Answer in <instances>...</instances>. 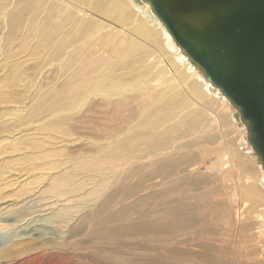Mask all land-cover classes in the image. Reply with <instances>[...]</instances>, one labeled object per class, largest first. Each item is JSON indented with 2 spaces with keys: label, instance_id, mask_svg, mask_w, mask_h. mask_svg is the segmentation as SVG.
I'll list each match as a JSON object with an SVG mask.
<instances>
[{
  "label": "bare ground",
  "instance_id": "obj_1",
  "mask_svg": "<svg viewBox=\"0 0 264 264\" xmlns=\"http://www.w3.org/2000/svg\"><path fill=\"white\" fill-rule=\"evenodd\" d=\"M138 1L140 3L136 0H30L28 5L18 3L10 13H3L5 26L15 32L21 26L24 34L31 32V27L37 29L35 36L39 37L40 44H34L33 49L42 48L51 68L64 69L60 77L66 69L72 68V75L71 72L69 77L66 74V86L49 93L55 96L52 103L69 105V110L54 112L49 119L73 111L78 112V117L94 114L90 111L96 109L102 113L103 123H95L94 127L109 131L108 153L100 164L94 162L92 169L103 173V169L108 168L109 176L103 175L102 191L96 190L89 203L80 202L87 208H83L75 220L74 214L66 216L63 209L57 212L66 231H58L46 240L41 235L27 241L9 242L0 250V261L14 253L30 252L29 260L23 257L28 264H43L48 257H53V264L58 263L57 259L62 260L59 264L65 263L62 251L66 240L71 238L70 247H77L84 239L89 241L95 236V243L110 241V231L98 230L106 225L113 228L117 224L141 222L161 237V222L171 221L172 231L163 237L175 244L193 241L189 210L206 204L207 192L211 198L214 196L213 182L200 181L198 176L194 181L184 159L192 151L187 147L193 141L181 142L184 136L176 115L163 119L159 108L167 103H178L174 111L179 116L208 110L207 118L213 131L221 129L224 120L227 125H231V119L237 122V110L174 42L149 3ZM41 15L43 21L39 24ZM114 36L124 50L117 57H111L107 50L108 39ZM131 56L134 57L128 65L127 59ZM141 56H147V60L142 62ZM135 67L139 69L137 75ZM179 93L184 95L181 100L177 97ZM240 123V138L246 144V127ZM183 151L187 153L184 155ZM258 167L259 177L247 175L233 194L240 198L243 193L245 199L253 203V211L248 212H245V203L237 205L238 219L243 222L245 216L247 220L254 218L257 238L264 239V172L260 162ZM230 168L228 166L227 170L231 171ZM216 176L218 179L220 175ZM54 183L50 186L53 188L50 197H55L52 204L56 205L60 196H66L65 202H70L67 189H61L63 181L58 188ZM244 186L248 189L242 190ZM233 200L237 202V198ZM47 203L26 207L24 204L17 216L27 215L23 211L29 212L30 207H43ZM261 251L264 255V246ZM246 261L253 262L256 258Z\"/></svg>",
  "mask_w": 264,
  "mask_h": 264
},
{
  "label": "rangeland",
  "instance_id": "obj_2",
  "mask_svg": "<svg viewBox=\"0 0 264 264\" xmlns=\"http://www.w3.org/2000/svg\"><path fill=\"white\" fill-rule=\"evenodd\" d=\"M29 1L0 0V250L9 242L27 241L41 235L46 240L58 231H66L67 227L64 228L57 212L63 209L66 216L74 214L75 220L87 208L80 202L89 203L96 190L102 191L103 175L109 176L108 168L103 169V173L92 169V164H100L108 153L106 138L109 131L94 127L95 123L102 122L101 112L96 109L90 111L94 114L78 117V112L73 111L67 116L49 119L54 112L69 110V105L63 107L52 103L55 96L49 93L66 86V74L69 77L71 72L72 75V68L66 69L60 77L64 69L51 68L42 48L33 49L40 44L39 37L35 36L36 28L31 27L32 31L24 34L22 26L15 32L4 24L3 13H10L18 3L28 5ZM42 21L41 15L38 23ZM108 40L109 55L120 56L123 46L115 41V36ZM133 57L127 59L128 65ZM146 57L141 56V61L142 58V62L147 60ZM135 69L133 73L137 75L139 69ZM177 97L181 100L184 95L179 93ZM177 105H161L159 112L163 119L176 115L184 136L181 142L193 141L187 147L192 151L184 159H187L185 163L194 181L198 176L200 181L213 182L214 196L211 198L207 192L206 204L189 210L193 241L175 244L163 237L172 231L171 221L161 222V237L141 222L117 224L113 228L106 225L98 230L110 231V241L95 243V236L89 241L84 239L77 247H70L71 238L66 240L62 251L65 263L61 264H264V255L261 254L264 239L257 238L256 220H247L245 216L240 222L236 211L237 205L239 207L242 203L246 204L245 212L253 211V203L246 200L243 193L240 198L233 194L238 183L243 185L247 175L259 177V159L247 140L244 144L240 138L238 113L231 108L237 122L231 119V125H227L224 120L223 127L213 131L207 118L208 110L179 116L174 111ZM228 166L231 171L227 170ZM216 174L220 175L218 179ZM62 181L65 187L61 189H67L70 202H65L66 196H60L54 205L55 197H50L53 189L50 186L56 182L54 185L58 188ZM247 189L248 186L242 188ZM233 198H237V202ZM42 202L48 203L43 207H30L33 213L26 210L23 214L27 215L17 216L24 204L26 207ZM20 253H14L0 264H28L23 257L27 256L29 260L30 252L25 256ZM51 258L48 257L43 264H53ZM247 258H256V261H246ZM60 260L57 259V264Z\"/></svg>",
  "mask_w": 264,
  "mask_h": 264
},
{
  "label": "water",
  "instance_id": "obj_3",
  "mask_svg": "<svg viewBox=\"0 0 264 264\" xmlns=\"http://www.w3.org/2000/svg\"><path fill=\"white\" fill-rule=\"evenodd\" d=\"M237 110L264 172V0H142Z\"/></svg>",
  "mask_w": 264,
  "mask_h": 264
}]
</instances>
